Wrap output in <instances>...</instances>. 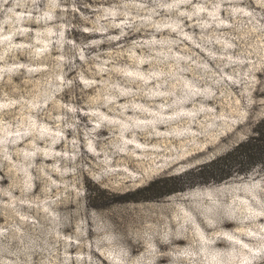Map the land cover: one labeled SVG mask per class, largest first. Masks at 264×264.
<instances>
[{"label":"rangeland","instance_id":"obj_1","mask_svg":"<svg viewBox=\"0 0 264 264\" xmlns=\"http://www.w3.org/2000/svg\"><path fill=\"white\" fill-rule=\"evenodd\" d=\"M263 117L264 0H0V264H264V167L124 199Z\"/></svg>","mask_w":264,"mask_h":264},{"label":"trees","instance_id":"obj_2","mask_svg":"<svg viewBox=\"0 0 264 264\" xmlns=\"http://www.w3.org/2000/svg\"><path fill=\"white\" fill-rule=\"evenodd\" d=\"M264 167V117L252 127L250 135L224 154L178 174L153 180L129 193L127 200H151L199 184L217 183L247 175ZM95 194V191L94 193Z\"/></svg>","mask_w":264,"mask_h":264},{"label":"bare ground","instance_id":"obj_3","mask_svg":"<svg viewBox=\"0 0 264 264\" xmlns=\"http://www.w3.org/2000/svg\"><path fill=\"white\" fill-rule=\"evenodd\" d=\"M227 226V225H226Z\"/></svg>","mask_w":264,"mask_h":264}]
</instances>
